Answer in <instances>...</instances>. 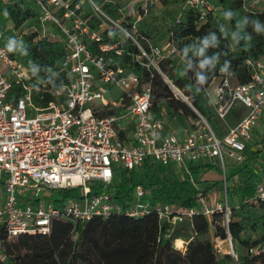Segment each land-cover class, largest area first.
<instances>
[{
  "label": "built area",
  "instance_id": "built-area-1",
  "mask_svg": "<svg viewBox=\"0 0 264 264\" xmlns=\"http://www.w3.org/2000/svg\"><path fill=\"white\" fill-rule=\"evenodd\" d=\"M28 1L42 26V36L64 40L65 54L59 70L66 72L67 79L59 90L49 88L52 99L40 104L44 95L34 89L45 88L48 82L34 77L26 63L8 51L0 30V185L4 191L0 202V260L6 257L7 241L21 234H47L54 221L68 222L74 230L95 217L107 218L115 213L141 217L152 210L161 221L171 223L198 213L210 217L214 211L223 210L227 221L226 157L238 164L244 161L246 145L264 117V59L245 60L251 72L243 83L229 67H219L214 77V98L205 89L219 121L226 122L233 109H245L236 123L221 132L194 109L196 117L188 122L180 138L176 131L165 128L164 117H155L150 83L137 90L139 76L109 56L121 55L123 50L117 43L105 41L102 33L115 27L130 37L145 57L142 64L149 72L158 69L161 59L178 55L175 45L168 42L162 49L150 47L147 53L123 26L126 17L120 7L122 17L114 20L94 0ZM183 9L198 11L201 21L215 7L209 0H183ZM141 10L147 13V1ZM94 19L100 20L98 26H93ZM45 23L56 32L50 33ZM92 44L95 50L90 48ZM160 73L172 90L180 92ZM112 89L120 93L116 100L106 96ZM165 114V108H161V115ZM250 148L260 149L257 145ZM146 159L190 179L191 164H214L216 160L224 202L210 206L205 197H199L196 206L185 209L169 203L152 204L150 191L141 184L134 186L129 201L115 200L108 190L115 174L141 168ZM97 183L102 187L92 190ZM76 187L77 197L61 198L58 194L61 189ZM251 201H264V177L256 181ZM226 239L231 245L230 237ZM220 242L215 239L216 251ZM185 244L183 241L178 249L183 250Z\"/></svg>",
  "mask_w": 264,
  "mask_h": 264
},
{
  "label": "trees",
  "instance_id": "trees-1",
  "mask_svg": "<svg viewBox=\"0 0 264 264\" xmlns=\"http://www.w3.org/2000/svg\"><path fill=\"white\" fill-rule=\"evenodd\" d=\"M254 1L217 0L219 12H208L201 21L198 11L183 9L179 19L171 25L169 42L177 47L178 55L161 59L158 67L187 101L176 97L155 69L147 70L142 64L146 61L145 57L141 56L139 47L130 37L118 29H107L102 35L105 41L115 42L123 50L121 55L109 53V56L139 76L137 90L150 83L151 108L155 117L170 119L181 115L189 122L196 117V109L218 131L223 132L205 89L219 67H229L238 82L243 83L249 80L251 72L245 60L264 59V10H259ZM100 7L112 19H121L119 6L112 0L101 2ZM0 11L8 14L15 28L30 19L39 23L28 0H0ZM130 18L122 21L127 30L131 29L128 23ZM99 23V19L93 20V26ZM226 26L232 34H229ZM155 38L156 31L151 27L144 37L136 39L149 53V41ZM3 42L9 46L5 40ZM11 48V53L26 63L34 77L48 82L45 88L34 89L36 93L44 95L40 104H46L52 99L48 89L59 90L67 79L66 72L59 70V62L65 54L64 40L48 39L46 36L38 38V30L35 29L34 33L25 37V42L18 49L12 45ZM90 48L94 49V44ZM179 56L187 59L183 72L178 68L176 59ZM107 62L110 63L109 60ZM161 108L166 110L164 116L161 115ZM260 152V149L253 150L246 145L244 161L235 170L226 171V198L230 193L240 196L238 204L229 205L227 200L230 209L227 221L223 210L214 211L210 217L198 213L191 218H183L191 232L184 251L174 247L177 236L169 232L176 223L161 221L152 210L141 217H129L123 213H115L107 218L95 217L78 224L74 230L68 222L54 221L47 234H21L7 241L6 257L0 260V264H197L202 259L206 264H264V251L260 250L264 247V212L255 217L250 214L252 207H260L264 211V201L257 204L251 201L256 181L264 177V165L257 164ZM189 169L192 179L146 159L141 168L130 170L131 186L126 182V171L122 170L115 174L108 190L115 200L125 203L133 198L134 186L141 184L150 191L152 204L169 203L182 209L194 207L199 197H206L215 187L214 181L200 179V175L212 169L220 171V168L212 163H197L191 164ZM233 177L236 184L231 183L229 189L228 180ZM101 187L102 184L97 183L92 190ZM58 194L61 198L77 197L79 188L61 189ZM117 223L123 225L122 230L108 237L110 229ZM209 231L213 240H224L230 234L246 249V254L238 256L237 263L229 253L217 254L213 241L199 239ZM242 233H251L253 237L243 239ZM251 249L258 252L252 253Z\"/></svg>",
  "mask_w": 264,
  "mask_h": 264
},
{
  "label": "rangeland",
  "instance_id": "rangeland-1",
  "mask_svg": "<svg viewBox=\"0 0 264 264\" xmlns=\"http://www.w3.org/2000/svg\"><path fill=\"white\" fill-rule=\"evenodd\" d=\"M95 3L100 6L101 2H105L108 0H94ZM115 3H118V6L124 11V17H131L130 20H128V23L131 25V29L128 30V32L136 39L137 37L141 36L144 37L145 33L151 28L154 27L156 31V38L149 41L150 47H158V48H165L168 44L169 40V29L171 25L179 19L181 16L180 13L183 10V0H112ZM147 1L148 3V11L147 13H144L141 10V5ZM211 5L215 7L214 12H219V5L217 3V0H209ZM86 3V1H85ZM254 3H257L259 10H264V0H255ZM89 9V7H87ZM141 14L140 19L137 18V15ZM36 17V16H35ZM38 24V25H37ZM35 23L34 19H30L25 21L21 26L18 28H15L13 25V22L9 18L8 14L0 11V30L3 31L4 34V40L7 42L8 45H12L15 49H18L24 42L25 37L29 34H32L35 32V29L38 30V38L42 37L43 31L42 26L39 23ZM46 29L50 31V33H55L56 30L51 24H46ZM227 31L229 34H232L230 29L226 26ZM115 29V27H113ZM151 60H156L152 58L150 54H148ZM177 64L180 72L184 71L185 63L187 61L186 58L183 56L177 57ZM155 70L160 73L161 70L158 67V69L155 68ZM161 74V73H160ZM217 82V79H213L211 84L206 88V92L209 97L214 98L213 89ZM173 94L176 95V97L187 101L186 98L176 90H173ZM116 100L117 97H119L120 93L116 91L115 89L110 90L108 93H106V96H110ZM245 113L244 108L240 109H233L228 118L226 119V122L220 121L222 125V129L225 130V128L229 125H232L236 120L239 119V117L243 116ZM166 121L171 122L173 125H175V130H177L179 127L188 125V121H186V118L179 115L178 117L168 118ZM259 133L262 135L264 134V123H261V125L258 128ZM264 147V146H262ZM261 148V147H260ZM262 152H264V149H262ZM214 164H217V161H213ZM226 162L228 164L227 171L235 170L239 164L234 163V161L230 157H226ZM203 165V163H201ZM210 172H204L200 175V179H208L209 181L215 182V187L212 188V190L207 194L205 197V201L208 205L214 206L218 202H224V192L222 187L220 186V183L222 182L221 173L217 169H212ZM126 182L131 186V173L130 171H127L126 173ZM231 183L236 184V178H231V180H228V184L230 185L229 189H231ZM4 194V191L2 189V186L0 185V199L2 198ZM227 200L229 205L232 204H238L240 201L239 195H227ZM262 209L260 207H252L250 208V214L252 216H259L262 214ZM176 226L170 228V233H173L177 236V239L174 241L175 247H181L183 244V241L189 240L191 237V232L189 229V226L185 219L178 220L175 222ZM123 228V225L121 223H117L114 225L108 234V237H111L112 235L118 234ZM228 236L231 239V245L229 243L228 239L221 240L219 243V247H217L218 251H216L217 254H223V253H229L233 261L237 263L238 256H243L246 254V249L242 247L240 242L234 241V239L231 237L230 234ZM242 238H248L249 236L252 238L253 236L251 233H242ZM196 238V237H194ZM193 238V239H194ZM200 240H209L213 241V244L215 242V239L213 240L212 232L209 231L208 233L202 235L199 237ZM184 251V249H183ZM197 264H206L205 260H199Z\"/></svg>",
  "mask_w": 264,
  "mask_h": 264
},
{
  "label": "crops",
  "instance_id": "crops-1",
  "mask_svg": "<svg viewBox=\"0 0 264 264\" xmlns=\"http://www.w3.org/2000/svg\"><path fill=\"white\" fill-rule=\"evenodd\" d=\"M238 109H240V108H238ZM237 109V110H238ZM242 117V116H241ZM241 117H239V119L241 118ZM238 119V120H239ZM237 122V120L234 122V123H236ZM233 123V124H234ZM261 123H264V117H262V119L260 120V122H259V124H258V126L255 128V130H254V132H253V135H252V139H251V141L249 142V145H252V147L253 148H255V145H257L259 148H260V156L258 157V159H257V164H259V165H264V152H262V149H264V147H262V146H264V134H260L259 133V131H258V128H259V126L261 125ZM232 124V125H233ZM175 125H173L171 122H168V121H166V123H165V128L167 129V130H173V131H176L177 133H178V135H179V137L180 138H183L184 137V130H185V128H186V126L187 125H184V126H181V127H179L177 130H175V127H174ZM224 131V130H223ZM215 170V169H214ZM211 171H213V170H211ZM210 172V171H209ZM2 199H3V196H2V198L0 199V202L2 201Z\"/></svg>",
  "mask_w": 264,
  "mask_h": 264
},
{
  "label": "clouds",
  "instance_id": "clouds-1",
  "mask_svg": "<svg viewBox=\"0 0 264 264\" xmlns=\"http://www.w3.org/2000/svg\"><path fill=\"white\" fill-rule=\"evenodd\" d=\"M8 51H9V52L12 51L11 45L8 46ZM202 67H203V65H202ZM200 80H201V83H203V77H201Z\"/></svg>",
  "mask_w": 264,
  "mask_h": 264
},
{
  "label": "bare ground",
  "instance_id": "bare-ground-1",
  "mask_svg": "<svg viewBox=\"0 0 264 264\" xmlns=\"http://www.w3.org/2000/svg\"><path fill=\"white\" fill-rule=\"evenodd\" d=\"M183 244V243H182ZM175 247V246H174ZM177 248V247H176ZM178 248H180V247H178Z\"/></svg>",
  "mask_w": 264,
  "mask_h": 264
}]
</instances>
